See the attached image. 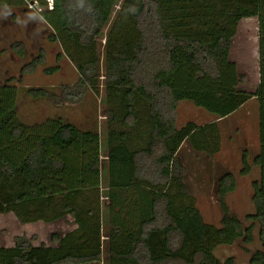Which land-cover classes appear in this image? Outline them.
<instances>
[{"label":"trees","instance_id":"trees-1","mask_svg":"<svg viewBox=\"0 0 264 264\" xmlns=\"http://www.w3.org/2000/svg\"><path fill=\"white\" fill-rule=\"evenodd\" d=\"M32 0H0V7H21ZM42 18L75 66V84L60 91L28 89L34 99L54 104L80 101L87 90L98 94L101 77L108 95L110 131L107 161L101 137L61 118L25 124L17 112L16 85H0V215L14 213L23 223H52L70 216L76 227L56 245H36V236L15 238L0 247V264H104V222L100 186L107 170L109 264H234L214 253L220 245L241 240L260 248L248 264H264V0H38ZM103 60L98 38L116 7ZM258 19L260 80L253 92L240 88L245 79L231 61L232 39L244 18ZM25 55L22 40L11 44ZM43 50L22 71L43 63ZM103 61V64H102ZM59 66L44 69L53 74ZM256 97L259 103V151L252 164L255 213L245 221L232 214L225 197L236 188L232 173L218 179L223 211L221 227L204 222L196 198L184 182L178 160L184 143L209 156L221 150L218 119ZM191 101L215 116L210 122L188 121L178 127L176 111ZM120 126V129L113 127ZM241 174L251 171L242 155Z\"/></svg>","mask_w":264,"mask_h":264},{"label":"rangeland","instance_id":"rangeland-1","mask_svg":"<svg viewBox=\"0 0 264 264\" xmlns=\"http://www.w3.org/2000/svg\"><path fill=\"white\" fill-rule=\"evenodd\" d=\"M50 2V0H48ZM121 2L111 15L110 22L105 26L102 35L98 38L100 53L103 60V49L108 32L117 16ZM38 11L30 9L27 4L21 7H0V85L11 78V83L18 88L17 112L21 122L25 124L41 123L47 119L61 118L70 122L82 130L96 131L101 137V158L103 165L107 161V136L110 131L108 124L109 105L108 95L104 83V77L100 80L98 94L87 90L80 101H65L54 104L47 99H34L28 94L29 88L44 87L53 91H60L61 85H73L78 79V73L73 63L65 56L57 59L61 51L58 43L48 39L52 29L38 16ZM258 27L256 19L244 20L240 23L239 33L233 39L231 45L232 58L236 62L245 64L249 68L247 84L249 91L253 92L258 81ZM22 40L25 43V55L19 56L11 49V44ZM42 49L43 63L36 66L30 72L22 71L23 66L31 62ZM103 64V61H102ZM59 66V70L53 74L44 72L45 68ZM245 79V77H244ZM254 86V87H253ZM256 100V101H255ZM247 103L245 107L226 119L219 122L222 129V148L214 156L199 153L184 143L178 160L185 167L184 182L196 198V206L200 210L204 222L221 227L223 211L217 196L218 179L226 173H232L236 180V188L227 194L225 202L232 214L245 221L248 214L255 213V207L251 196L252 183L258 178L259 170L252 164V159L259 151L257 123L259 103L257 99ZM177 125L181 127L188 121L204 124L215 119L202 107H197L191 101L179 103L176 111ZM113 127L120 129L118 124ZM249 154L251 171L241 174L243 169L242 155ZM105 166V165H104ZM102 167L100 195L102 204V220L105 226L103 231V250L105 254L104 264H109L108 256V221L109 211L106 205L108 197L107 170ZM245 224H249L245 221ZM76 224L71 217L57 220L52 223L36 221L23 223L12 212L0 215V247H10L15 244V238L25 235L36 236V245H56L54 235H64L74 229ZM256 240L252 245H246L241 240L232 245H220L215 255L221 260L232 257L234 264H248L250 252L259 249L257 232Z\"/></svg>","mask_w":264,"mask_h":264},{"label":"crops","instance_id":"crops-1","mask_svg":"<svg viewBox=\"0 0 264 264\" xmlns=\"http://www.w3.org/2000/svg\"><path fill=\"white\" fill-rule=\"evenodd\" d=\"M249 19H256V21H257V27H258V19H257V17H249V18H244V19H242L240 22H239V24H238V27H237V32H236V35L233 37V39L237 36V34L239 33V27H240V23L242 22V21H244V20H249ZM233 39H232V41H233ZM257 43H258V38H257ZM258 50H259V48H258ZM257 57H258V60H257V62H258V65H257V76H258V81H257V84H256V88L258 87V85H259V80H260V66H259V55H257ZM230 58H231V52H230ZM232 60L235 62V60L236 59H233L232 58ZM244 65L245 64H242V63H240V62H236V67H237V72H238V75L240 76V77H245V81L244 82H241L240 83V88H242L243 90H245V91H249L247 88H249V86H248V84H247V75H249V71H250V69L249 68H245L244 67ZM254 87V86H253ZM256 99V97H253V98H251L250 100H248L247 102H245L237 111H239L240 109H242L243 107H245L246 105H247V103H249V102H251V101H254ZM256 101V100H255ZM258 101V100H257ZM237 111H235L234 113H232L231 115H229V116H227V117H224V118H219L218 119V122H220L221 120H223V119H226V118H228V117H230V116H232V115H234V114H237ZM258 112V111H257ZM257 131H258V123H257ZM221 133H222V129H221ZM222 142H223V139H222ZM221 148H222V143H221ZM68 217H70V216H68ZM68 217H63V218H61V219H58V220H62V219H64V218H68ZM63 236V235H62Z\"/></svg>","mask_w":264,"mask_h":264},{"label":"built area","instance_id":"built-area-1","mask_svg":"<svg viewBox=\"0 0 264 264\" xmlns=\"http://www.w3.org/2000/svg\"><path fill=\"white\" fill-rule=\"evenodd\" d=\"M27 6L30 9H34V10H36L38 12H42L43 11V8L40 7L38 0L27 1Z\"/></svg>","mask_w":264,"mask_h":264}]
</instances>
